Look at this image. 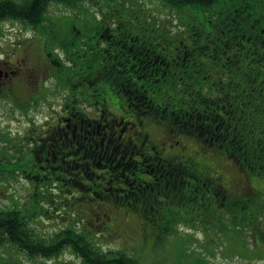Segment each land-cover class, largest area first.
Segmentation results:
<instances>
[{"label": "trees", "instance_id": "1", "mask_svg": "<svg viewBox=\"0 0 264 264\" xmlns=\"http://www.w3.org/2000/svg\"><path fill=\"white\" fill-rule=\"evenodd\" d=\"M51 1H2L0 19L14 18L35 28L46 20ZM183 1L196 6L190 8L193 16L181 31L169 26L161 32L158 26L148 25L145 11L124 4L123 10L116 9L114 29L93 21L90 29L94 33L83 41V48L60 38V47L80 50L71 53L72 57L67 52L68 65L59 53L48 57L43 51L45 54L35 57L28 48L35 40L43 42L38 37L22 43V57L34 67L38 64L51 85L66 95L60 106L64 113L57 112L53 122H43L30 141L35 145L33 159L40 163L41 176L38 170L23 173L30 181L35 178L38 186L47 182L62 193H73L65 207L118 204L136 213L148 228L176 227L173 213H166L168 189L187 190L190 197L200 195L201 182L210 176L206 166L182 147L165 156L162 142L156 143L143 123L132 121V116L138 119L148 111L154 115L145 121L150 118L169 137L176 136L171 144L180 145V136L191 137L207 149L221 152L248 176L264 178V0H225L224 11L218 10L215 16L203 12L210 0ZM122 11L131 15L128 24ZM175 67L177 73L171 70ZM257 80L259 84L252 85ZM176 81L186 89V97L171 92ZM130 108L135 112L130 113ZM115 110L114 115L111 111ZM74 120L79 130L77 124L70 130ZM14 164L8 163L0 172L23 170L10 167ZM85 173L92 183L82 181ZM36 202L33 210H48L40 198ZM233 203L245 205L247 199ZM36 211H0V246L11 242L29 258L39 257L41 264L55 260L63 249L81 264H138L119 251H103L71 226L49 238L37 237L29 226ZM240 214L243 218L246 210ZM3 262L0 264H6ZM13 264L24 263L16 260Z\"/></svg>", "mask_w": 264, "mask_h": 264}, {"label": "rangeland", "instance_id": "2", "mask_svg": "<svg viewBox=\"0 0 264 264\" xmlns=\"http://www.w3.org/2000/svg\"><path fill=\"white\" fill-rule=\"evenodd\" d=\"M2 1L16 3L25 0H0V3ZM168 2L174 3L175 6H168ZM124 4L133 6L135 10L145 11L148 25L158 26L161 32L164 29L168 30L169 26L181 31L185 22L193 16L189 14L190 8L196 6L193 3L189 5L188 2L184 4L183 0H77L74 2L54 0L48 3L46 14L52 22L49 26L56 35L51 34L50 30L40 32L38 38L49 48L60 47L61 39L64 38L81 49L83 41H87L88 36L94 33V30L90 29L95 25L93 21L100 22L98 24L102 27L108 26L114 29L116 9L123 10ZM212 4L220 6L225 4V0H210L208 7L211 8ZM123 14L125 13L122 11L121 15ZM130 18L131 15L128 13L122 19L128 24ZM13 20L14 18L0 19V58L4 54L10 55L11 45L21 40L26 43L34 39L31 25ZM43 25L48 26V22L41 23L38 27ZM31 43L35 45L37 41ZM35 48L33 54L37 57L39 46L36 45ZM79 49L71 46L59 52L64 59L63 54L67 57L68 52L72 57L71 53H76L80 51ZM62 62L68 65L67 58ZM171 70L177 73L176 67ZM220 72L225 71L220 69ZM46 80L45 84L49 90L45 94V99L37 98L29 103L30 100L26 99L25 92L20 91L19 94H23L22 100L12 107L6 101L0 100V169L7 167L8 163L11 165V162L16 164L10 167L23 169L18 172L15 170L0 172V211L7 209L25 213L28 209L36 211L32 206L36 205L38 203L36 201L40 198L41 203L48 210L36 211L29 218V226L37 237L49 238L65 227L71 226L89 237L92 243L100 245L103 251H119L134 258L138 264H264V178L248 176L221 152H213L191 137L180 136L182 142L180 145L171 144L176 136L169 137L170 133L159 129L150 118L149 122L145 121L147 116L154 115L151 111H148V115L137 116L138 119L132 116L131 119L135 123H143L147 133L156 137L158 141L156 143L162 142V153L165 156L183 147L186 154L206 166L204 168L210 176L209 179L205 178L201 182L203 192L200 195L190 197L187 190L168 189L166 194L170 200L169 210L166 213L168 215L173 213L175 219L172 223L176 224V229L153 226L148 228L145 226L148 223H143L136 213L118 207L116 203V206L109 204L98 208L92 205L86 208L70 205L67 208L65 203L72 198L73 193L71 194L70 191L62 193L59 187L54 184L49 185L45 180L46 183L38 186L35 178L32 181L26 179L24 173L38 170L41 176L43 172L39 167L40 163L33 159L35 145L34 142H30L33 140L36 128L43 126L45 121L53 122L57 112L64 113L60 106L66 98L65 92L60 93L51 85L49 78ZM256 82L252 85L257 86L259 81ZM188 84L192 82L189 81ZM184 89L176 81L170 90L178 97H186L187 91ZM128 111L135 112L133 108ZM111 112L115 115L118 110ZM70 122V130L74 124H77L79 130L80 125L77 120ZM33 124L37 126L34 129ZM143 150L146 151L144 148ZM83 177L84 183L85 180L92 183L86 173ZM242 180H244L242 185H235ZM155 195L156 193L152 194L153 197ZM245 199H247L245 205L233 203ZM252 201L254 203L249 206ZM220 202L221 204L218 205ZM87 208H90L88 213H84ZM243 210H246V214L240 218ZM251 215L254 218H251ZM4 260L6 264H13L16 260L24 264H33V261L40 264L43 262L39 257L29 258L11 242L0 246V261ZM63 262L81 264L68 249H63L60 256L48 261V264H64Z\"/></svg>", "mask_w": 264, "mask_h": 264}, {"label": "flooded vegetation", "instance_id": "3", "mask_svg": "<svg viewBox=\"0 0 264 264\" xmlns=\"http://www.w3.org/2000/svg\"><path fill=\"white\" fill-rule=\"evenodd\" d=\"M208 12L212 13V10L208 9ZM34 31L43 32V28L37 27ZM36 45L39 46V53L37 52L39 56L43 51H46V55L48 57L56 53L55 49H50L44 42H37L35 45L30 46L28 50H34ZM20 47V44L11 45L10 49L12 52L10 51V55L4 54V56L0 58V100L6 101L10 107H12L16 102H20L22 100L21 98L23 94L20 95V91L25 92L24 94L26 95L30 94V97L26 99H29V103H31V101H34L37 98L45 99V94H47V90H49H46L47 86L45 84L47 82L46 78L48 75L45 76L40 72L38 64H35L34 67L29 63L28 59L22 57L23 54L20 52ZM55 64L58 67L59 63L56 62ZM37 73H39L40 76L37 75ZM41 87L42 91L44 88L43 93L40 91ZM212 195L217 196V194Z\"/></svg>", "mask_w": 264, "mask_h": 264}]
</instances>
